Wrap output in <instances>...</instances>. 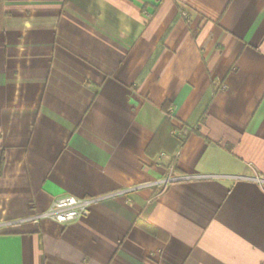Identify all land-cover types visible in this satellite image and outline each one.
Returning <instances> with one entry per match:
<instances>
[{
  "label": "crops",
  "instance_id": "obj_1",
  "mask_svg": "<svg viewBox=\"0 0 264 264\" xmlns=\"http://www.w3.org/2000/svg\"><path fill=\"white\" fill-rule=\"evenodd\" d=\"M0 264H264V0H0Z\"/></svg>",
  "mask_w": 264,
  "mask_h": 264
},
{
  "label": "built area",
  "instance_id": "obj_2",
  "mask_svg": "<svg viewBox=\"0 0 264 264\" xmlns=\"http://www.w3.org/2000/svg\"><path fill=\"white\" fill-rule=\"evenodd\" d=\"M91 202L73 196H64L55 199L44 217L53 219L61 225L69 224L77 219L85 218L89 214Z\"/></svg>",
  "mask_w": 264,
  "mask_h": 264
},
{
  "label": "trees",
  "instance_id": "obj_3",
  "mask_svg": "<svg viewBox=\"0 0 264 264\" xmlns=\"http://www.w3.org/2000/svg\"><path fill=\"white\" fill-rule=\"evenodd\" d=\"M169 103L168 102H166L164 105H163V111L165 112V117H164V119H163V121H162V123H161V125H160V127H159V129L161 128V129H167L168 130V132H169V135H171V134H173L174 132H177V135H176V137H175V142H177L176 143V145H177V148H180L183 144H184V142H185V140H186V138H187V135H188V133H187V130H176L172 125H171V123H170V117H169V114H168V107H169ZM174 157H173V160H172V162L174 163L175 161H174Z\"/></svg>",
  "mask_w": 264,
  "mask_h": 264
}]
</instances>
